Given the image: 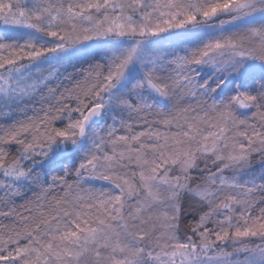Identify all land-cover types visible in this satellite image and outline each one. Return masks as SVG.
Returning a JSON list of instances; mask_svg holds the SVG:
<instances>
[{"label":"snow or ice","instance_id":"6c2138e0","mask_svg":"<svg viewBox=\"0 0 264 264\" xmlns=\"http://www.w3.org/2000/svg\"><path fill=\"white\" fill-rule=\"evenodd\" d=\"M0 264H264V0H0Z\"/></svg>","mask_w":264,"mask_h":264}]
</instances>
